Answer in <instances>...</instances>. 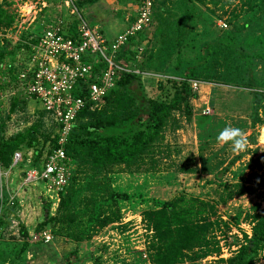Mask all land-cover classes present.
<instances>
[{
	"label": "rangeland",
	"instance_id": "obj_1",
	"mask_svg": "<svg viewBox=\"0 0 264 264\" xmlns=\"http://www.w3.org/2000/svg\"><path fill=\"white\" fill-rule=\"evenodd\" d=\"M41 1L1 0L5 11L3 21H6L5 15L14 16V20L9 26L0 25V58L3 53L0 61L13 63L26 56L30 37L38 35L64 0H44L47 5L40 11ZM132 1L98 0L85 5L80 13L91 26L99 27L109 37L126 26V17L133 12ZM251 1L256 2L252 9ZM182 9L185 10L180 14ZM154 10L152 23L142 33L147 31L150 35L156 31L149 60L154 65L141 72L128 66L141 75L132 87L148 97L163 100L173 92L163 68L175 60L174 42L178 38L182 44L192 41L198 45L220 37L239 46L257 33H262L264 38L261 0H192L191 3L187 0H156L155 3L154 0ZM61 13L73 27L77 16L68 15L64 9ZM179 17L183 23L179 27L181 34L176 37ZM251 48L247 50L257 52V47ZM141 49L140 46L136 58H140ZM220 54V58L213 59L220 61L213 62L209 71L213 80L199 87L197 96L191 100L190 120L180 110L174 113L179 127L174 128L172 121L167 125L153 159L148 157L140 168L131 170L122 165L97 169L89 165L77 167L69 190L72 217L39 231L46 232L47 242L39 241L41 237H33L32 232H38L47 210L50 215L55 213L54 194L47 192L42 183H23V173L32 167L27 151L33 148L24 143L16 150L23 151L21 160L14 163L12 157L9 166L0 163V262L58 264L64 254L76 250L77 256L83 259L82 264H154L150 251L154 232L145 212L181 195L202 200L207 207L204 215L211 222L206 230V244L185 250L183 262L222 264L220 258L233 255L245 242L244 234L251 233L249 216L257 208H264V166L257 168L253 162L264 150V88L259 89L263 91L262 96H256L253 89L243 85L248 67L264 83V64L260 58L240 60L229 46L220 48ZM11 77L7 70H0L1 93L17 89L8 105L1 102L0 137L27 130L43 114L29 113L27 102L22 107L18 102L22 88ZM13 103L21 107H13ZM103 107L104 100L92 110ZM12 114L19 123L12 121ZM203 115L206 117L202 118ZM226 126L246 132L245 151L233 152L230 144L217 142V136ZM44 128L47 133L51 132V127L44 125ZM36 136L37 147H41L43 135L36 132ZM74 165L72 162L71 171ZM112 193L123 196L112 201ZM89 203L95 206L89 207ZM60 219H65V215ZM77 236L79 240H75ZM25 241L26 247L22 249ZM254 264H264V247L258 250Z\"/></svg>",
	"mask_w": 264,
	"mask_h": 264
},
{
	"label": "trees",
	"instance_id": "obj_2",
	"mask_svg": "<svg viewBox=\"0 0 264 264\" xmlns=\"http://www.w3.org/2000/svg\"><path fill=\"white\" fill-rule=\"evenodd\" d=\"M97 1L76 0L75 3L77 8L82 10L85 5H91ZM187 1L192 2V0ZM132 2L133 6L137 5V1ZM263 2L264 0H261L262 4ZM249 4L250 9H252L256 2L251 1ZM184 10L182 9L180 14ZM154 11L153 6L151 23ZM4 12L0 2V25L4 23V26H9L12 24L14 16L5 15L6 21H3ZM134 19L135 15L132 13L130 21ZM181 23H183V19L179 17L176 25V37L181 34L179 28ZM244 26L246 27V24ZM73 30L74 25L71 27V31ZM145 30L128 38L127 42L118 49L116 62L124 61L128 64L127 66L136 67L140 72L153 67L154 64L150 63L149 60L152 57L154 47L152 38L156 31L149 33L150 35L147 34V31L146 34H142ZM26 46L29 49V45ZM140 46L142 47L140 58H136ZM223 46L233 48L240 60L250 61L252 58H260L264 64L262 33L252 35V38L244 41L243 46L235 44L230 39L226 40L220 37L212 41L205 40L198 45L193 44L192 41L182 44L178 38L174 42V47H176L175 60L169 61L163 68L164 73L169 77L166 80L173 87V92L169 97L161 100L145 96L142 92L138 93L139 89L132 86L141 75L132 71H124L118 74L114 79V85L105 94L103 108L91 110L89 103L82 108L78 112L77 122L64 144L69 163L75 162L69 185L66 191L60 194L55 213L50 215L47 210L46 219L38 225L37 231L47 229L48 225H55L60 221H68L70 216L72 217L73 207L70 205L72 194L70 195L69 190L70 182L73 181L77 167L89 165L93 169H97L105 168L108 165H122L125 169L131 170L140 168L146 162V158L151 157L153 159V155L158 151L161 144L163 131L167 125L172 121L174 128L179 127V122L175 119L174 113L180 110L185 114L187 120H190L192 114L191 100L197 96L196 92L192 91L190 80L203 79L208 82L213 80V78L210 80L211 73L209 71L213 62L220 61L213 59L221 57L220 48ZM252 46L257 47V52L252 53L247 50V48L252 50ZM1 58H3V53ZM104 68H106L105 61H99L96 58L90 80L95 81V74H99ZM12 69L7 70L10 77L12 76ZM248 71L247 81L243 85L253 89L256 96H260L263 91L259 89L264 88V83L255 78L251 68L248 67ZM216 82L225 84L223 81ZM262 95L264 94L262 93ZM18 102L23 104L22 107L25 106L24 94ZM12 105L13 107H21L17 103ZM204 117L206 116L203 115L202 118ZM36 132L43 135V143L41 144L43 147L49 139V133L44 128L42 118L34 122L27 130L13 133L8 137L1 136L0 163L9 166L14 152L25 143L27 147L34 149L35 156L31 166L38 167V157L41 155L42 148L37 147ZM52 143L56 145V138L52 139ZM253 162L257 168L264 166V150L253 159ZM120 196L123 194L112 193L110 199L115 201ZM88 206L94 207L95 204L89 203ZM206 210V204L202 200L181 195L162 202L157 209L145 212L154 232V240L150 245L151 259L154 264H185L182 260L185 250L206 244V230L211 225L209 218L204 215ZM62 215H65V219H60ZM249 217L252 221L250 235L244 234L245 242L238 247L233 255L226 259L220 258L222 264H254L258 250L264 247V208H257ZM22 233L26 235V230H23ZM41 240L44 241V239L39 241ZM75 240H79V236L75 237ZM24 246L26 247V241L23 242L22 249ZM82 260L77 256L76 250H73L64 254L59 259L58 264H82ZM0 264L3 263L0 262Z\"/></svg>",
	"mask_w": 264,
	"mask_h": 264
},
{
	"label": "built area",
	"instance_id": "obj_3",
	"mask_svg": "<svg viewBox=\"0 0 264 264\" xmlns=\"http://www.w3.org/2000/svg\"><path fill=\"white\" fill-rule=\"evenodd\" d=\"M75 1L64 0L63 4L57 6L58 9L54 10L55 16L42 25L38 35L30 37L26 56L18 62L11 63L9 60L0 62V70L13 68L11 74L15 75L18 85L22 88L21 93L27 102L26 110L32 115L42 112L44 125L51 127L49 139L41 147L38 167L32 166L23 173V183L33 185L37 182L42 183L47 192L54 194L55 209L60 194L64 193L69 185L71 163L66 157L64 144L77 122L78 112L88 103L91 110L96 108L114 85V79L118 74L132 71L123 61L116 62V52L128 38L149 27L154 6V0H135L137 5L132 9L135 19L130 21L132 14L130 13V16L126 17L128 22L124 29L109 39L99 27L91 26L82 17ZM46 5L47 3L42 0L39 10ZM63 9L68 15L77 16L73 31L70 24L72 22H68L61 13ZM96 58L99 61L104 60L106 68L95 74V81H91V71ZM206 83L209 82L191 79L190 85L196 92ZM16 91L8 93L0 91V107L1 102L8 105ZM11 119L14 123H19L15 114H12ZM55 138L56 145L52 143V139ZM34 156V149H29L27 160L30 163ZM22 158L23 151L14 152V163ZM38 232H32V236L38 235L47 242L46 232Z\"/></svg>",
	"mask_w": 264,
	"mask_h": 264
},
{
	"label": "clouds",
	"instance_id": "obj_4",
	"mask_svg": "<svg viewBox=\"0 0 264 264\" xmlns=\"http://www.w3.org/2000/svg\"><path fill=\"white\" fill-rule=\"evenodd\" d=\"M217 142L230 144L233 152L245 151L248 147L247 134L239 127L226 126L217 136Z\"/></svg>",
	"mask_w": 264,
	"mask_h": 264
},
{
	"label": "crops",
	"instance_id": "obj_5",
	"mask_svg": "<svg viewBox=\"0 0 264 264\" xmlns=\"http://www.w3.org/2000/svg\"><path fill=\"white\" fill-rule=\"evenodd\" d=\"M116 34H117V33H115V34H113V35H111V36H109V37H107V38L111 39V38H113ZM0 59H1V58H0ZM0 62H2V61H0ZM1 70H4V69H1Z\"/></svg>",
	"mask_w": 264,
	"mask_h": 264
},
{
	"label": "bare ground",
	"instance_id": "obj_6",
	"mask_svg": "<svg viewBox=\"0 0 264 264\" xmlns=\"http://www.w3.org/2000/svg\"><path fill=\"white\" fill-rule=\"evenodd\" d=\"M263 132H264V130H263Z\"/></svg>",
	"mask_w": 264,
	"mask_h": 264
}]
</instances>
